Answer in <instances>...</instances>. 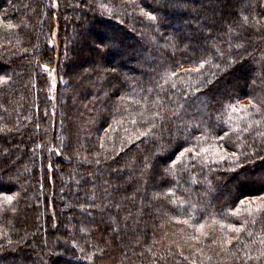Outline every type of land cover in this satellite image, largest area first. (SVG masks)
<instances>
[{
	"label": "trees",
	"instance_id": "obj_1",
	"mask_svg": "<svg viewBox=\"0 0 264 264\" xmlns=\"http://www.w3.org/2000/svg\"><path fill=\"white\" fill-rule=\"evenodd\" d=\"M0 77V264H264V0H0Z\"/></svg>",
	"mask_w": 264,
	"mask_h": 264
},
{
	"label": "snow or ice",
	"instance_id": "obj_2",
	"mask_svg": "<svg viewBox=\"0 0 264 264\" xmlns=\"http://www.w3.org/2000/svg\"><path fill=\"white\" fill-rule=\"evenodd\" d=\"M102 7H104V6L102 5ZM148 15H149V18H150V19H155V17L152 16L151 14H148ZM246 19H247V18H245V20H246ZM174 74H175V73H173V75H174ZM2 82H4V78L0 77V83H2ZM252 106H253L254 108L256 107L255 104H252ZM185 151H190V149H186ZM180 155L183 156L184 153H181ZM173 163H175V161H173ZM146 167H147V165H146ZM169 191H171V189H170ZM159 195H160L159 193L156 194V196H159ZM12 199H13V197H11V196H8V197L6 198V200H7L9 203H11ZM241 203H243V201H241ZM183 223L188 224L189 222H188V220H185V221H183ZM190 226H193V225H190ZM194 227L196 228L197 231H201V230L205 227V225H204V224H198V225H194ZM227 227L230 228V229H232V230H234L235 232H240V231H241V227H236V226L231 225V224L227 225ZM202 235H204V236H208L209 233H207V232H202ZM192 238L195 239V237H192ZM214 242H215V241H214ZM231 242H232L231 239L225 241V243H231Z\"/></svg>",
	"mask_w": 264,
	"mask_h": 264
},
{
	"label": "rangeland",
	"instance_id": "obj_3",
	"mask_svg": "<svg viewBox=\"0 0 264 264\" xmlns=\"http://www.w3.org/2000/svg\"><path fill=\"white\" fill-rule=\"evenodd\" d=\"M54 3H55V1H54ZM56 24H57V22H56ZM57 39H58V32H57L56 27H55L54 32H53V38H52V40L55 44H58ZM57 80H58V77H57V73H56V67L49 68V83H50L49 92H50V96L52 98H55V95H56V88H57V84H58Z\"/></svg>",
	"mask_w": 264,
	"mask_h": 264
}]
</instances>
